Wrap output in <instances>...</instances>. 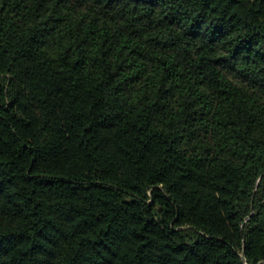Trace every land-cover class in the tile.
<instances>
[{"label":"trees","instance_id":"obj_1","mask_svg":"<svg viewBox=\"0 0 264 264\" xmlns=\"http://www.w3.org/2000/svg\"><path fill=\"white\" fill-rule=\"evenodd\" d=\"M0 264H264V0H0Z\"/></svg>","mask_w":264,"mask_h":264},{"label":"rangeland","instance_id":"obj_2","mask_svg":"<svg viewBox=\"0 0 264 264\" xmlns=\"http://www.w3.org/2000/svg\"><path fill=\"white\" fill-rule=\"evenodd\" d=\"M230 76L234 77V74L233 73H230Z\"/></svg>","mask_w":264,"mask_h":264}]
</instances>
